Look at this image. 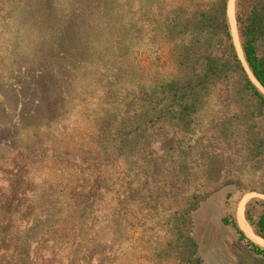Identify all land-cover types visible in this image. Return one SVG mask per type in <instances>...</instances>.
Returning <instances> with one entry per match:
<instances>
[{
    "label": "trees",
    "instance_id": "16d2710c",
    "mask_svg": "<svg viewBox=\"0 0 264 264\" xmlns=\"http://www.w3.org/2000/svg\"><path fill=\"white\" fill-rule=\"evenodd\" d=\"M119 1L56 4L71 16L75 30L86 26L84 12L99 8L100 19L115 32L114 41L118 27L110 16ZM227 3L177 0L165 6L156 27L171 47L173 74L159 83L120 88V97L95 120L86 147L61 145L63 134L55 126L59 115L51 113L53 102L46 95L64 91L49 79L55 74L51 51L65 52L66 28L48 52L35 42L32 57L20 66L38 80L25 96L20 88L11 100H0V264H132L130 237L136 228L143 264H203L193 237V214L212 192L185 194L189 180L180 172L189 163L180 140L216 95L236 116L264 119V94L238 59ZM234 11L243 59L264 90L259 51L264 46V0H236ZM121 49L128 54L129 44ZM222 116L209 127L218 146L232 148L235 123ZM157 129L163 131L165 147L153 146ZM252 145L255 153L264 154V137L254 138ZM244 218L264 240V200L251 199ZM236 220L224 217L222 223L264 258V248L246 238Z\"/></svg>",
    "mask_w": 264,
    "mask_h": 264
},
{
    "label": "rangeland",
    "instance_id": "374dc122",
    "mask_svg": "<svg viewBox=\"0 0 264 264\" xmlns=\"http://www.w3.org/2000/svg\"><path fill=\"white\" fill-rule=\"evenodd\" d=\"M172 2L177 0H120L110 18L121 35L116 32L117 37L112 41L115 32L100 19L99 8H94L95 13L84 12L86 26L77 25L75 30L71 16L66 17L68 12L56 0H0V100H11L20 88L24 96L29 92L38 78L20 64L26 57H32L35 42L41 43L37 45L39 50L50 51L55 37L66 28V50L51 51L55 74L49 79L57 86L55 89L64 91L46 95L48 102H53L51 113L59 115L55 126L63 134L61 145L86 147L95 120L110 107L107 103L120 97V88L159 83L173 74L171 47L157 29L165 6ZM235 26L238 35L236 21ZM36 38L44 41L38 42ZM124 42L129 44L126 55L121 52ZM259 51L264 56V46ZM81 54L82 60L78 56ZM227 105L219 95L213 97L207 110L180 140V151L189 163L188 170L180 172L189 180L185 194L212 192L193 214V237L203 264H264L263 257L254 255L238 240L235 230L222 223L224 217H237L253 236L242 222L240 201L264 200V154L259 156L252 145L254 138L264 137V119H243ZM222 114V119L235 123L233 135L237 141L232 143V148L218 146L209 127ZM163 138V131L157 129L151 137L153 146L165 147ZM162 155L159 151L157 156ZM139 232L140 229H134L130 237V242H134L132 264H143Z\"/></svg>",
    "mask_w": 264,
    "mask_h": 264
},
{
    "label": "water",
    "instance_id": "95a60500",
    "mask_svg": "<svg viewBox=\"0 0 264 264\" xmlns=\"http://www.w3.org/2000/svg\"><path fill=\"white\" fill-rule=\"evenodd\" d=\"M229 1L228 0V3H227V17H228V21H229V26H230V31H231V36H232V41H233V44H234V47H235V50H236V53H237V56H238V59L244 69V71L246 72L247 76L249 77V79L252 81V83L264 94V90L261 88V86L255 81V79L252 77L251 73L249 72L246 64H245V61L243 59V55H242V51H241V48H240V44H239V39H238V35H237V32H236V26H235V19L233 20V23H231L230 19H229ZM235 3V2H234ZM233 17H234V10H233ZM243 201V215H244V207L245 205L247 204V202L242 199L240 201V203ZM239 203V204H240ZM239 204H238V207H239ZM238 207H237V211H238ZM237 211H236V214H237ZM245 220V218H244ZM246 222V221H245ZM247 224V222H246ZM237 225L239 227V229L242 231V233L246 236V238H248L251 242H253L254 244L258 245V246H262V248H264V245L263 244H260L259 242H257L254 237L250 236L245 230H243L238 222H237ZM248 225V224H247ZM249 226V225H248ZM250 228V227H249ZM251 229V228H250ZM252 231V230H251ZM252 234L254 236H256L253 231H252ZM258 237V236H256ZM259 238V237H258ZM261 239V238H260ZM263 240V239H262ZM264 241V240H263Z\"/></svg>",
    "mask_w": 264,
    "mask_h": 264
},
{
    "label": "bare ground",
    "instance_id": "6f19581e",
    "mask_svg": "<svg viewBox=\"0 0 264 264\" xmlns=\"http://www.w3.org/2000/svg\"><path fill=\"white\" fill-rule=\"evenodd\" d=\"M234 2H235V0H230L229 1V7H228V9H229V19H230V21H231V23H233V20H234V17H233V10H234ZM241 203H243V201L241 202ZM239 211V210H238ZM237 214H238V212H237ZM241 216H242V222L244 223V224H246V222H245V220H244V215H243V205H242V212H241ZM238 224H239V226L243 229V230H245L246 228H243L242 227V225H240V221H239V219H238ZM246 226L249 228V226L246 224ZM250 229V228H249ZM246 232H248L247 231V229L245 230ZM249 234V233H248ZM250 236H251V234H249ZM253 235V234H252ZM252 237H254V239L257 241V242H259L260 244H263L264 245V241L262 240V239H260V238H258V237H256V236H252Z\"/></svg>",
    "mask_w": 264,
    "mask_h": 264
}]
</instances>
